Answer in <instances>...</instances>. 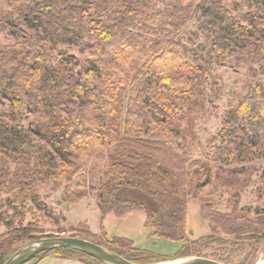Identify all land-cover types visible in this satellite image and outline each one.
Returning <instances> with one entry per match:
<instances>
[{"label":"trees","instance_id":"16d2710c","mask_svg":"<svg viewBox=\"0 0 264 264\" xmlns=\"http://www.w3.org/2000/svg\"><path fill=\"white\" fill-rule=\"evenodd\" d=\"M195 11L217 56L229 51L264 59V0H0V34L12 38V44L0 42V104L6 102L0 106V196L10 194L8 204L35 201L39 185L61 176L62 201L76 204L88 196L73 183L83 155L92 145H111L95 200L100 229L110 214L123 219L141 212L148 236L179 243L174 258L224 264L218 253L224 246L251 250L264 243V212L255 218L237 207L220 212L203 193L223 166L229 184L264 148V87L256 85L226 115L202 159L182 154L180 111L210 70L171 42ZM27 114L33 119L24 125ZM188 200L200 205L208 235L189 238ZM0 222L8 229L0 235L3 264L38 237L21 221L0 215ZM70 236L146 264L135 254L148 251L127 237L102 241L90 230ZM209 245L217 246L212 254ZM47 254L104 264L65 248L26 264Z\"/></svg>","mask_w":264,"mask_h":264},{"label":"rangeland","instance_id":"374dc122","mask_svg":"<svg viewBox=\"0 0 264 264\" xmlns=\"http://www.w3.org/2000/svg\"><path fill=\"white\" fill-rule=\"evenodd\" d=\"M201 20L199 12L195 11L171 42L172 48L185 59L190 62L200 61L210 70L208 79L193 91L191 98L182 105L180 111L178 124L183 135L182 154L189 161L202 159L209 140L222 128L226 115L256 85L264 87V59L252 62L255 58L247 53L235 54L229 51L217 56L215 45L202 34ZM0 42L12 44V38L2 33ZM4 103L0 106H4ZM32 119L33 116L27 114L24 125ZM90 147L82 157L81 170L73 177L74 186L86 190L87 197L76 204L64 203V178L58 176L38 186L35 201H15L8 204L7 199L12 200V197L2 192L1 218L6 221L12 219L16 225L21 221V226L30 227L33 235L38 238L83 234L90 229L98 231L100 212L95 200L111 145ZM240 167L241 171L234 172L235 179L228 184L223 179L231 173L229 174V167L223 166L220 178L214 175L204 187L203 193L209 196L212 207L220 212L230 213L237 207L241 212L255 218V214L264 212V148L256 150L255 156ZM187 216L190 239L210 233L208 225L200 216V205L194 200L187 202ZM142 217L141 212H135L123 219L111 214L105 218L102 223L103 230L97 235H100L99 239L102 241L108 239L105 232L111 237L124 236L131 239L135 247L148 251L146 254H135L142 263L154 264L174 258L179 243L148 236L142 225ZM7 230L4 222H0V235ZM215 247L217 246L209 245L207 254L216 251ZM218 253L227 259L228 264H256L264 261V243L254 245L251 250L226 245Z\"/></svg>","mask_w":264,"mask_h":264},{"label":"water","instance_id":"95a60500","mask_svg":"<svg viewBox=\"0 0 264 264\" xmlns=\"http://www.w3.org/2000/svg\"><path fill=\"white\" fill-rule=\"evenodd\" d=\"M73 249L104 264H139L131 262L116 252L89 240L74 236H52L34 238L19 246L3 264H25L34 256L54 249ZM154 264H224L211 258L185 256Z\"/></svg>","mask_w":264,"mask_h":264},{"label":"crops","instance_id":"0c3cea01","mask_svg":"<svg viewBox=\"0 0 264 264\" xmlns=\"http://www.w3.org/2000/svg\"><path fill=\"white\" fill-rule=\"evenodd\" d=\"M108 216H111L108 215ZM107 216V217H108ZM106 217V218H107ZM143 218V217H142ZM91 230V229H90ZM99 229L98 231L94 232L91 230V232L95 233V234H99L100 233ZM106 236L108 238H110L111 236H109V234H107L105 232ZM34 264H93V263H87L84 261H80L74 257H62V256H58L56 254H47L45 256H42L39 260H37Z\"/></svg>","mask_w":264,"mask_h":264},{"label":"bare ground","instance_id":"6f19581e","mask_svg":"<svg viewBox=\"0 0 264 264\" xmlns=\"http://www.w3.org/2000/svg\"><path fill=\"white\" fill-rule=\"evenodd\" d=\"M256 264H264V261H259V262H257Z\"/></svg>","mask_w":264,"mask_h":264}]
</instances>
